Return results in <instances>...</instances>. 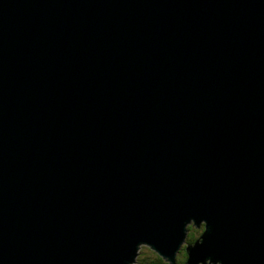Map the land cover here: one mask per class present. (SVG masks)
<instances>
[{
  "label": "water",
  "instance_id": "obj_1",
  "mask_svg": "<svg viewBox=\"0 0 264 264\" xmlns=\"http://www.w3.org/2000/svg\"><path fill=\"white\" fill-rule=\"evenodd\" d=\"M184 244L264 264V0H0V264Z\"/></svg>",
  "mask_w": 264,
  "mask_h": 264
},
{
  "label": "rangeland",
  "instance_id": "obj_2",
  "mask_svg": "<svg viewBox=\"0 0 264 264\" xmlns=\"http://www.w3.org/2000/svg\"><path fill=\"white\" fill-rule=\"evenodd\" d=\"M193 227H195V231H196L197 234H200V233L202 234L203 233L204 229H202L201 227L198 228L197 225H195V224H193ZM183 247H185V249H183L185 251L187 246L184 244ZM184 251H181V253L184 252ZM185 252H187V251H185ZM156 254H158V253L155 250H153L152 248H150L147 245H144V246H142V248L140 250V254H139L138 260L134 264H151V263L153 264V263L157 262L156 261L157 260ZM180 256H181V254L179 255V257ZM161 264H166V260L163 259Z\"/></svg>",
  "mask_w": 264,
  "mask_h": 264
},
{
  "label": "trees",
  "instance_id": "obj_3",
  "mask_svg": "<svg viewBox=\"0 0 264 264\" xmlns=\"http://www.w3.org/2000/svg\"><path fill=\"white\" fill-rule=\"evenodd\" d=\"M202 229H204L203 230V233L201 234H197L196 233V231H195V227H193V225L189 228L191 231H190V234H189V238H188V241L190 240L191 242H195V243H197L198 241H199V239H202L201 237H202V235L204 234V232H205V225L204 226H202L201 227ZM192 237H194V238H192ZM184 249H185V247H184ZM156 258H157V262H155V263H153V264H161L162 263V257L160 256V255H158V254H156ZM188 259H189V257H188V253L187 252H182V254H181V256L179 257V259H178V261H179V263H184V264H186L187 262L186 261H188ZM152 264V263H151Z\"/></svg>",
  "mask_w": 264,
  "mask_h": 264
},
{
  "label": "bare ground",
  "instance_id": "obj_4",
  "mask_svg": "<svg viewBox=\"0 0 264 264\" xmlns=\"http://www.w3.org/2000/svg\"><path fill=\"white\" fill-rule=\"evenodd\" d=\"M203 226H204V224H203ZM189 231H191V230L189 229ZM205 232H206V227H205ZM205 232H204V234H205ZM189 233H190V232H188V234H187V242H188V236H189ZM204 234H203V235H204ZM203 235H202V236H203ZM186 244L188 245V244H190V243L188 242V243H186ZM183 249H184V247H183ZM180 254H181V253H180ZM178 264H180V263L178 262Z\"/></svg>",
  "mask_w": 264,
  "mask_h": 264
},
{
  "label": "flooded vegetation",
  "instance_id": "obj_5",
  "mask_svg": "<svg viewBox=\"0 0 264 264\" xmlns=\"http://www.w3.org/2000/svg\"><path fill=\"white\" fill-rule=\"evenodd\" d=\"M192 238H194V237H192ZM195 239V238H194ZM189 243L190 244H195V242H191L190 240H189ZM184 251V250H183ZM186 251V250H185ZM182 254V253H181ZM179 259V258H178ZM179 262V261H178ZM187 262V261H186ZM180 264H184V263H180Z\"/></svg>",
  "mask_w": 264,
  "mask_h": 264
}]
</instances>
